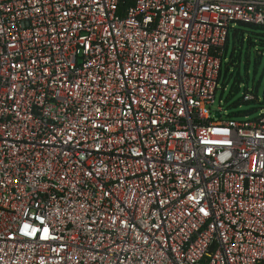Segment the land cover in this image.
<instances>
[{"label":"built area","instance_id":"2783aa9c","mask_svg":"<svg viewBox=\"0 0 264 264\" xmlns=\"http://www.w3.org/2000/svg\"><path fill=\"white\" fill-rule=\"evenodd\" d=\"M234 22L264 0H0V264H264V109H212Z\"/></svg>","mask_w":264,"mask_h":264},{"label":"rangeland","instance_id":"374dc122","mask_svg":"<svg viewBox=\"0 0 264 264\" xmlns=\"http://www.w3.org/2000/svg\"><path fill=\"white\" fill-rule=\"evenodd\" d=\"M232 27L245 37L238 50L233 52L231 43L226 50L222 70L224 82H219L212 109L220 105L225 118L251 120L264 109V30L253 29L239 22H234ZM232 32L229 33L231 42ZM230 60L234 63L230 64ZM225 66L228 70L224 74ZM246 88H253L257 100L248 103L241 101Z\"/></svg>","mask_w":264,"mask_h":264},{"label":"trees","instance_id":"16d2710c","mask_svg":"<svg viewBox=\"0 0 264 264\" xmlns=\"http://www.w3.org/2000/svg\"><path fill=\"white\" fill-rule=\"evenodd\" d=\"M239 23H241L243 25H247V26H249V27H251L253 29H263L264 30V23L260 24V25L244 23V22H239ZM232 30H233V32H232V42L230 41V37H229V33L231 31L230 30L228 35H227V38H226V41H225V44H224V47H223V50H222V54H221V66H220V73H219V82H221V84L224 82V80L222 79V70H223V59H224V57L226 55L227 48L229 47V45L231 43L232 44V48H233V52L236 51V49L238 50L239 45L244 41V37H245L242 32H239V31L234 30V29H232ZM233 63L234 62L232 60H230V64H233ZM227 70H228V67L225 66L224 67V74L226 73ZM241 101L245 102V101L242 100V97H241ZM245 103H248V102H245Z\"/></svg>","mask_w":264,"mask_h":264},{"label":"water","instance_id":"95a60500","mask_svg":"<svg viewBox=\"0 0 264 264\" xmlns=\"http://www.w3.org/2000/svg\"><path fill=\"white\" fill-rule=\"evenodd\" d=\"M262 96H264V88H263ZM219 116L220 113L218 111H214V117L218 118Z\"/></svg>","mask_w":264,"mask_h":264}]
</instances>
